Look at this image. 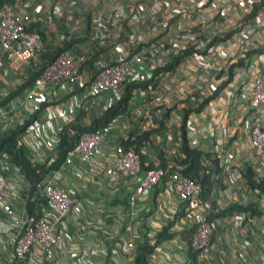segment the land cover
Instances as JSON below:
<instances>
[{
    "label": "built area",
    "instance_id": "1",
    "mask_svg": "<svg viewBox=\"0 0 264 264\" xmlns=\"http://www.w3.org/2000/svg\"><path fill=\"white\" fill-rule=\"evenodd\" d=\"M49 1L50 6L45 12L40 6L32 12L25 11L29 3L22 0L0 7V60L6 61L10 70L21 74L13 90L22 85L29 70H37L39 54L47 48V40L38 31L31 30L32 25L42 23V28L54 40V47H59L64 32L70 34L68 40L71 36L87 39L59 51L35 78L33 88L14 98L21 97L20 100L25 101L34 98L35 101L19 124L32 116L40 104L46 103L18 141V146L28 149L33 163L49 165L57 160L55 150L60 142L61 129L66 123L74 122L81 111L84 112L80 118L82 125L89 126L94 118L102 116L121 98L124 83L149 81L152 76L153 82L139 92L142 103L131 115L113 119L93 131L78 135L64 162L58 169L49 171L40 184L39 197L47 205H38L39 217L26 213L20 186L24 185L23 176L6 155L2 156L0 212L6 217V224L17 230L13 262L24 260L34 245H39L44 257L53 261L55 248L65 233L71 227L82 226L85 205L77 198L75 187L66 182L72 177L89 182L87 186L94 182L100 184L103 192L99 188L96 191L100 194L126 195V209L124 201L115 209L128 210L131 221L139 203L161 186L163 192L179 202L177 208L170 210L171 217L166 215V218L173 219L178 214L184 219V223L179 227L173 226L171 232L180 238L182 230L194 228L191 248L199 264H224L215 258L217 244L215 238L212 239L215 225H220L219 220L212 222L208 219L216 208L209 201H203L201 185L186 176L182 172L183 167L173 161L160 165L157 153L148 146L149 160L142 161L134 142L139 131L157 128L158 118H164V125L169 129L165 141L157 132L152 140L169 154H178L181 138L178 136L175 140L173 132L182 125V109L196 108L220 87L228 78L231 63L240 57L243 63L239 67L234 65V75L227 85L236 90L240 98L241 94L245 95L243 100L249 105L245 131L253 156L261 160L264 168V58L263 67L251 81H245L240 74V70L250 66L245 53L255 48L248 42L259 31L264 35V11L248 19L262 0ZM83 24H88L89 34L82 31ZM121 38L124 42L119 41ZM209 42L214 43L207 47ZM240 43H245V46L242 48L238 45ZM187 45H193L199 52L207 50L206 54L196 59L186 56L173 71L159 72L156 77L154 73L170 63L171 56ZM95 47H101L103 51L98 54L93 73L85 65ZM37 90L49 91L42 97ZM193 95L197 96L196 99ZM86 99L90 101V108L82 107ZM210 102L186 118V139L191 148L219 158L223 179L219 199L228 201L229 205L249 204L262 213V219L250 212L229 219L235 231L244 225L246 219L252 221L248 226L249 233L238 241L240 247L246 249L251 239H259L252 226L260 225L258 233L262 227L264 236V192L252 191L245 186L241 170L246 166H236L231 158L225 156L222 147L233 136L228 128L221 129L217 143L209 152L200 149L199 136L207 131L212 133L213 129L210 124L194 128L193 119L205 114ZM241 109L244 113V108ZM257 175L261 177V174ZM18 202L22 203L21 214L14 211ZM91 213L96 217V213ZM231 230L234 235V230ZM260 243L257 249L261 251L260 264H264V239ZM125 247L127 254L132 253L133 240H128ZM153 264L170 263L157 260Z\"/></svg>",
    "mask_w": 264,
    "mask_h": 264
},
{
    "label": "crops",
    "instance_id": "2",
    "mask_svg": "<svg viewBox=\"0 0 264 264\" xmlns=\"http://www.w3.org/2000/svg\"><path fill=\"white\" fill-rule=\"evenodd\" d=\"M22 2L29 3V7L25 8V11L29 12L37 9L38 6L41 7L42 12H45L50 6L49 0H22ZM40 29H43L42 25ZM43 31L48 44L53 43L54 40L51 35L45 29ZM244 44L240 43L238 45L243 48ZM248 44L255 48L245 53L250 64L249 68L240 70V74L245 77V81H251L252 76L263 67V33L259 31ZM238 53L241 55V51ZM240 68H243V66ZM19 75H21L19 72L10 70L6 61L0 60V100L4 99L8 91L13 90L16 79L20 78ZM224 86L218 97L210 102L207 112L202 115L199 114L198 117L193 119L194 128L198 129L201 126L210 124L213 129L212 133L207 131L203 136H199L200 149L209 152L215 146L213 144L217 143L221 129L226 127L233 136L222 147L223 152L226 153L225 156L231 158L236 166H249L256 174L263 175L262 162L259 158L253 156L249 137L245 131L244 122H246L247 115H249L247 114L248 102L243 100L245 95L241 94L240 98L236 90L230 89L228 85ZM48 91L37 90L42 97H45ZM20 99L21 97L16 98L6 107L0 108V137L20 122L22 117L24 118V115L35 104L34 98L31 101ZM241 108H244V113ZM66 182L75 187L78 192L77 198L83 201L85 205L82 226L78 228L71 227L70 231L65 233L60 245L55 248V259L53 261H48L44 257L40 246L34 245L24 260L13 262V245L17 230L14 226L6 224V217L0 212V264H133V253L127 254L125 250L126 242L131 239L134 243L138 241L142 243L147 236L153 239L154 235L167 223V218L171 217L170 210L179 206V202L175 198L169 197L159 186L139 203L131 221L127 214L128 210L126 212L115 209L117 205L123 204V201L125 202L121 197V193L119 196L100 194L96 192L98 188L103 192V187L100 184L94 182L92 185L87 186L89 182L77 181L72 177H69ZM243 184L247 186V182ZM20 186L23 190V184ZM222 191L223 188H217L216 186L211 194L206 197L207 201L211 204L215 203L219 207L229 205L227 200L225 202L219 199ZM262 207V211H264V204ZM22 210L21 202L15 204V212L21 214ZM91 212L96 213V217H92ZM258 212L260 211L258 210ZM233 217L234 215L228 214L219 218L220 225H218V230L214 235V242L217 244L215 258L218 262L222 261L224 264H260L261 251L258 249L261 245L260 240L264 239L263 228L261 227L260 234L258 233L260 225L258 227L256 225L252 226L256 237H259V239H251L249 246L244 249L240 247L238 241L243 235L249 233L248 228L246 231V225H243L235 231L231 224L232 221H230ZM174 218L176 219L173 226L179 227L180 224L184 223L182 216L177 214ZM260 219H262L261 212ZM124 221L125 224H123ZM123 225L125 226L123 227ZM231 229L234 230V235ZM235 234H237L236 237ZM157 260H165L170 264L191 263L187 245L178 236L157 245L154 254L149 257V264H153Z\"/></svg>",
    "mask_w": 264,
    "mask_h": 264
},
{
    "label": "trees",
    "instance_id": "3",
    "mask_svg": "<svg viewBox=\"0 0 264 264\" xmlns=\"http://www.w3.org/2000/svg\"><path fill=\"white\" fill-rule=\"evenodd\" d=\"M5 3L12 4L15 3V0H0V7ZM263 11L264 0H262L260 4L255 6V9L252 11V14L248 16V19L256 17ZM41 25V23L34 24L32 25L31 30L33 29L38 31L46 40L44 33L40 29ZM70 25H73V23H70ZM87 27L88 24H83L81 29L84 33L89 34ZM64 35V39L59 43V47H54V43L47 44L46 50L39 54L40 63L35 67L37 68V70L31 69L28 71V73H26V79H24L22 85L16 87V89L11 91L4 99L0 100V108L4 106L6 107L8 104H10V102L14 100L15 97H18L21 94L24 95V92L31 90L34 85L35 78L42 72L44 67L49 62L55 59L59 51L65 48H71L73 44H80V42L83 43L87 41L86 37L76 38L72 36L68 40L67 38L70 34L64 32ZM218 40L215 41L217 42ZM119 41L124 42L123 38H121ZM214 42L207 43V47H210ZM102 51L103 49L101 47H95L94 52L91 53L92 56L88 59L85 65L89 71L91 70L94 73L95 61L98 57V54H100ZM206 51L199 52L198 50L194 49L193 45H187V48L180 49L175 56H171L170 63H167L162 69H158V71H156L154 74L157 77L159 72L173 71L184 57L189 56L191 57V59L201 58L206 54ZM231 64L232 65L230 66V69L228 71V78L223 81L220 87H217L214 91H212L202 103L196 105V108L194 107L192 109H182V114L184 117L182 125L178 130L174 129L173 132L175 140L178 136H180L181 138V147L178 148V154H169L167 150L161 148L159 144H154L152 140V136L157 132L162 137V140L165 141V134L169 129L166 125H164V118L162 120L158 118L157 128H152L149 131H139L134 142V146L137 152L140 154L142 161L149 160L146 152V149H148L146 146H148L149 148H151L152 152L157 153L160 165H164L170 161L181 165L183 167L182 172L191 180L201 185L203 201L207 200L206 197L211 194L216 186L221 187L223 185L222 167L217 156L214 157V155H211V153H202L201 151L193 149L188 145L186 139L185 121L192 112H199L205 103L213 101L218 97L220 92L224 89V85H227L231 81L234 75V65H241L242 59L238 57L237 61H233ZM152 80L153 76L149 81L137 80L124 83L123 94L121 98L102 116L94 118L89 126L82 125L83 123L80 118L84 114L83 111L80 112V115L76 117V120L74 122L66 123L65 125H63L60 133V142L55 150L57 154V160L55 162L49 163V165H47V163H33L29 157L28 149L23 145L18 146L20 135L26 131V128L31 123H33V121L45 108L46 103L43 102L42 104H40L36 112L26 121L20 124L17 123L12 129L7 131L0 137V159L3 155H6L9 158L10 163L14 167L18 168L19 173L23 176L24 185L21 192V198L25 203L27 214L35 215L37 217L41 216V213L38 210V205L42 204L46 206L47 204L45 200L39 197L40 184L49 171L58 169L59 166L64 162L66 153L74 147L77 142L78 135L83 132L93 131L113 119L131 115V113L142 103V98L139 96V92L145 90L147 85L153 82ZM196 97V95H193L194 99H196ZM82 107L90 108V101L87 99L84 100ZM166 116L167 115H164V117ZM201 157H203L202 160ZM241 174L243 181L245 180L247 182V186H249L252 191L264 192V174L261 175V177H258L254 170L249 166H246L243 170H241ZM121 197H123V199L125 200L126 204H124V208L126 209V195L121 194ZM111 204H113V202H111ZM213 206L216 208V211L214 213H211L208 217V219L212 222H215V220H219L220 217H224L228 214H232V216L237 215V217L249 212L253 215H260V212L255 211L252 205L249 204L241 205L239 203H234L232 205L219 207L215 203H213ZM175 219L176 218H174L173 220L168 219L167 223H165V225H163V227L154 235L153 239L147 236L146 240H144L142 243L140 241L134 243L133 241V264H149V257L154 254L157 245L176 236L173 232H171ZM123 224H125V221ZM244 225H246V227L248 228V226L252 225V221L246 219L244 221ZM124 226L125 225H123V227ZM214 228H216L214 230L215 234L218 230V225H215ZM193 234L194 228L182 230L180 232V238L187 245L188 255L191 260V263L189 264H199V262L196 260V254L191 248V239ZM214 234L212 239H214Z\"/></svg>",
    "mask_w": 264,
    "mask_h": 264
},
{
    "label": "clouds",
    "instance_id": "4",
    "mask_svg": "<svg viewBox=\"0 0 264 264\" xmlns=\"http://www.w3.org/2000/svg\"><path fill=\"white\" fill-rule=\"evenodd\" d=\"M255 9V8H254ZM222 85V84H221Z\"/></svg>",
    "mask_w": 264,
    "mask_h": 264
}]
</instances>
